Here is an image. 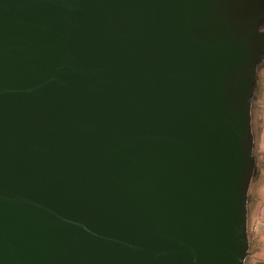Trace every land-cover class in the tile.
Wrapping results in <instances>:
<instances>
[{
    "label": "water",
    "instance_id": "1",
    "mask_svg": "<svg viewBox=\"0 0 264 264\" xmlns=\"http://www.w3.org/2000/svg\"><path fill=\"white\" fill-rule=\"evenodd\" d=\"M264 0H0V264H245Z\"/></svg>",
    "mask_w": 264,
    "mask_h": 264
},
{
    "label": "crops",
    "instance_id": "2",
    "mask_svg": "<svg viewBox=\"0 0 264 264\" xmlns=\"http://www.w3.org/2000/svg\"><path fill=\"white\" fill-rule=\"evenodd\" d=\"M261 79L256 73V92L251 117L254 141V174L250 182L247 201V228L249 249L245 260L264 264V69Z\"/></svg>",
    "mask_w": 264,
    "mask_h": 264
},
{
    "label": "flooded vegetation",
    "instance_id": "3",
    "mask_svg": "<svg viewBox=\"0 0 264 264\" xmlns=\"http://www.w3.org/2000/svg\"><path fill=\"white\" fill-rule=\"evenodd\" d=\"M264 69V57L262 56V54L259 52L258 56H257V65H256V73L258 72V70ZM256 83H255V92H256ZM255 97V95L253 96V98Z\"/></svg>",
    "mask_w": 264,
    "mask_h": 264
},
{
    "label": "rangeland",
    "instance_id": "4",
    "mask_svg": "<svg viewBox=\"0 0 264 264\" xmlns=\"http://www.w3.org/2000/svg\"><path fill=\"white\" fill-rule=\"evenodd\" d=\"M258 76H262V74L260 73V70H258ZM262 77H260L259 79H261ZM263 82H264V79H263ZM246 264H254V260H247V263Z\"/></svg>",
    "mask_w": 264,
    "mask_h": 264
}]
</instances>
